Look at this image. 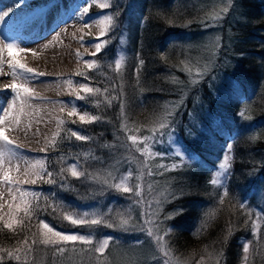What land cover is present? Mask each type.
Masks as SVG:
<instances>
[{
  "label": "trees",
  "instance_id": "trees-1",
  "mask_svg": "<svg viewBox=\"0 0 264 264\" xmlns=\"http://www.w3.org/2000/svg\"><path fill=\"white\" fill-rule=\"evenodd\" d=\"M226 6L231 10L232 17L238 21L229 36L230 43H224L222 46H228L230 54L219 56L217 63L210 67L213 70L206 77L195 85L190 84L186 71L177 68L184 65L185 61L170 54L166 58L167 53L173 50L170 44L184 38L188 40L190 36L192 40V33L202 31L204 25L211 23L218 16L220 8ZM110 10L120 11L121 14L109 33L110 37L116 38V47L110 48V51L116 59L121 56L122 51L127 53L124 59L127 62V72L112 68L113 71L107 74L103 69L105 77L101 88L109 90L113 100L124 94L129 102L124 107L125 110L122 109L123 112L120 111L119 105L117 107L107 102L98 105L101 112L107 113L105 120L108 113L120 115V118L114 125L113 132L105 140L100 139L101 134H94V146L98 147L102 143L103 148L95 151L90 159L82 163L86 170L90 166L96 169V172L89 173L87 181L83 179L92 187L88 197L95 194L96 187H100L101 182L106 184V181L98 179L96 174H100V171L103 174L102 168L107 167L111 150L116 152L121 148L119 139L129 143L137 153L135 157L140 155L145 158L141 149L152 151L154 154L162 153L167 147L171 151L167 136L163 142L159 138L155 141L152 139V130H158V122L166 118L174 132L173 145H179L191 161L190 164L172 169V165L180 164L178 157L171 159L172 155L168 159V165L164 161L170 171L160 177V180L165 182L171 181L175 191V199L169 204L173 216L167 219L163 230L173 254L179 259L188 257L192 262H196L202 257L200 252L212 245L223 253L221 264H261L256 255L264 254V239L260 241V246L255 247L249 254L245 253L244 247L251 238L246 235L249 228L246 222L249 207H257L261 194L264 195V0H231L224 4L212 3V0H116ZM177 13L180 14L179 17ZM187 20H194L191 27H177V23L181 24ZM198 40L194 39L193 44ZM170 41L172 42L166 45ZM164 51H167L166 54ZM189 55L192 56V53ZM140 59L144 60V64L137 73ZM114 61L112 59L110 65L114 66ZM189 66L194 68L191 62L186 67ZM91 73L94 75V72ZM81 81L86 80L81 78ZM232 82L245 85L238 89V95L233 91H226L227 94L222 95V89ZM153 89H157L156 92ZM184 89L190 90L185 110L178 111L174 118H168L156 101L158 98L160 102L167 100L166 104L170 100L175 101ZM80 107L85 108V104L80 103ZM136 109L139 110L137 113ZM126 113L128 114L125 125L122 115ZM201 121L206 127L196 136L197 128H202ZM101 122L102 119L97 123V128L102 131L104 123ZM65 126V130H69L67 126L74 125L66 123ZM189 131L193 135H189ZM66 134L67 132L63 134L55 155L51 153L46 161V170L52 174L55 182L42 183L39 194L34 198L33 195L30 197V205L36 206L33 211L25 215L20 214V227L16 228L15 234L7 231L0 222V249L5 251L0 256L4 259L9 252L19 249L16 241H19L23 234H28L26 244H31V257L27 262H5L2 259L0 264L32 263L39 249L43 247L39 237V223L58 216L59 200L62 203L72 197V190H65V193H61L60 189V192L52 191L53 186H59L61 180H65L69 185L73 181L68 165L62 162L59 154L69 152L82 155L87 149H83L82 141L65 136ZM117 136L119 137L116 140ZM130 136L136 137L137 146H131ZM144 137H148L147 142ZM229 143L232 146L229 153L230 169L224 180L228 195L221 203L223 192L210 181L212 173L218 167L217 161L221 159ZM146 159L144 160L148 168L150 164ZM124 161L125 165H132L129 152L124 156ZM119 166H122L120 161L116 168ZM52 172H57L58 175L55 176ZM88 197L84 195L81 201L85 202ZM242 198L249 200V206L241 207ZM98 199L101 201L99 196ZM132 201L135 200L127 203ZM127 203L124 207H127ZM97 226L93 227L94 233L112 232ZM127 236L131 238L130 235ZM13 241L16 247H13ZM53 250L45 254L47 264L68 263L61 257L57 260V250ZM37 259L34 261L37 262ZM107 260L108 263L116 264L110 258ZM80 264L99 262L82 257ZM103 264H106V261Z\"/></svg>",
  "mask_w": 264,
  "mask_h": 264
},
{
  "label": "rangeland",
  "instance_id": "rangeland-1",
  "mask_svg": "<svg viewBox=\"0 0 264 264\" xmlns=\"http://www.w3.org/2000/svg\"><path fill=\"white\" fill-rule=\"evenodd\" d=\"M105 2L113 6L116 0H94L91 4H87V0H72L71 11L73 13H75L78 8L84 6L89 7V12L84 16L83 21L79 20L82 24L80 23V27L75 29L78 39L73 42L75 51L74 54H71V63L68 65L70 73L61 80L60 85L56 83L58 102H55L54 105L49 107L51 109V115L53 116L52 121L49 122L51 128L48 130L46 137L40 141V150L35 153L36 162L34 168L29 170L28 174H23L20 177V182H14L4 186L7 190H10L11 193L8 195V198H4L3 201L0 202V222L5 226L7 231L15 234L16 228L18 229L20 227L18 226L20 214H26L25 204L28 208L27 213L33 211L36 205H30V197L33 195L34 198L39 194L42 183H49L50 177L46 170L47 157L51 153H56L60 145L59 142H61L65 132H67L65 136L77 140L71 135V132L75 131L84 137H90V139L80 140L83 142V149H87V151H83L82 155H77L76 153L70 154L69 152H62L59 154L61 155L62 162L64 161L68 165L69 173L73 181L71 185H69L65 180H61L59 186H53L54 189L52 190L54 192H60L61 190V193H65V190H72V197L69 201H64L62 203H60L59 200L57 204L60 207L57 209V213H59L58 216L53 217L49 221L43 220V222H46L55 231L61 232L62 234H91L92 239L87 244L82 241H58L54 244H44L42 239L45 230L39 228L40 242L43 247L40 248L42 250L39 249V252L36 254L37 256L34 258V260L38 258L37 262L32 260L30 264H47V255L45 254L52 249H54L53 252L57 250V260H60L61 257L65 263L68 262L67 264H80L82 257H89L91 261H97L99 264H101V262L103 264L105 261L106 264H111L108 263L107 258L114 260L116 264H166V262L167 264H221L223 253L220 252L219 249H214L212 245L208 249L205 248V250L201 251L202 253L200 252L202 256L200 259L196 262H192L188 257L181 259L177 258L173 254L174 252H172L167 240H165L163 233L164 226L166 225L167 219L173 216V210L169 208V204H172L175 199V191L172 188L173 183H171V181L165 182V180H160V177L165 176L162 174L170 171L169 166L166 167L164 162L166 161V165H168V159L172 156L168 147H165L166 150L162 153L157 154L151 153L152 151L150 152L149 150L141 149L140 151L145 155V158L140 155L135 157L137 153L130 147L129 143L126 144L124 139L123 142L119 139L118 143L121 148L116 150V152L111 150L107 161V167L102 168L103 174H101V171L100 174L98 172L96 174L97 178L106 181V184L101 182L100 187H96L95 194H93L92 197H88L92 187L90 184L83 181V179L87 181L89 173L96 172V169L90 166V168L86 170V167H84L82 163L90 159L95 151L103 148L104 144L102 143H100L101 145L98 147L94 146L96 143L94 134H101L100 139H102V141L105 140V138L113 132V127L118 118H120V115L108 113V117L105 120L104 116L107 113L106 111L104 113L101 112V110L98 109V105L106 102L117 107L119 105L120 111L123 112L122 109H124L129 102L126 96L120 93L118 99L113 100V98L110 97L109 90H102L101 88L103 78L105 77L104 72L108 74L113 71L112 68L121 70V72H127V62L124 61L127 53L122 51L121 56L116 59L113 52L110 51V48L116 47V38L114 39L109 36L111 32L108 31L109 25L103 21L105 15L111 14L113 16L112 30L116 25V19L119 20L121 14L120 11L114 12L110 10V6L102 8L100 5ZM218 2L224 4V2H231V0H212V3ZM204 8L205 6L203 9ZM224 8L225 7L220 8L218 12V16L221 18L218 20L214 19L211 23L204 25L202 27L203 30L199 31L197 34L192 33V40L190 36L188 40L184 38L182 41L171 43L174 41L172 40L166 44L169 45L171 43L170 47H173V50L167 53L166 58H168L170 54L186 62V64L184 62V65L178 66L177 68L186 71L190 84H193L191 82L193 79H197L199 82L206 77L213 70L210 67L217 63L219 56H223L224 53L227 56L230 54L229 47L222 48V46L224 43L226 45L230 43L229 36L232 34V28L236 26L238 21L232 17L229 7H227L228 10L226 12L222 11ZM181 12H183V10H181ZM179 16L180 14L177 13V17ZM84 21L89 22L85 28L82 27V25H86ZM193 22L194 20L182 21L181 24L177 23V27H191ZM96 38L107 41V46L105 47L102 45V50L99 53H96V49L93 46L96 42ZM194 39L199 40L193 44ZM166 52L167 51H164L165 54ZM94 53L96 54L93 55ZM190 53H192L193 57L189 55ZM112 59L115 60L113 62L114 66L110 65ZM91 61H95V65L89 67L88 65ZM190 62L194 65V68L192 66L186 67ZM103 69L104 72H102ZM198 70L205 71L206 74L203 78H198L195 75ZM91 72H94V75ZM81 78L86 81H81ZM69 80L72 81L71 84L67 83ZM244 85L245 84L239 82H232L229 86H225V89H222V95L227 94L226 91H233L238 95L240 92L238 89ZM86 88H91L93 91L87 92L85 91ZM96 89H99V91H95ZM153 90L156 92L157 89ZM186 90L187 89L181 90V92H183L181 96L175 101L170 100L167 104L165 103L167 100H162L160 102L158 98L156 101L168 118H174L178 111L185 110L184 107L185 105L187 106L186 101L188 100L190 91ZM13 97L16 100L23 97L30 99L27 94H16ZM82 102L85 104V108L80 107V103ZM116 102H118V104ZM53 106H55V108ZM73 106L76 108L75 112H73ZM154 106L156 107L158 105ZM138 111L139 110L136 109L135 112L137 113ZM206 111L208 112V110ZM85 114H87L86 120H80V115ZM127 114L128 113L122 115L125 125L127 123ZM91 117H98V119L92 121L90 119ZM101 119L104 123V129L102 131L97 128V123ZM66 123L74 126H67V128L70 129L65 130ZM200 125L202 128H197L196 136L206 127L203 121L200 122ZM138 129L137 127V130ZM118 137L119 136L116 137V140ZM132 145L137 146V144L131 143V146ZM174 146L181 148L177 144H174ZM106 147L107 145L104 149H106ZM127 152L130 153L132 165L124 164V156L127 155ZM165 153H167V155H163ZM223 156L217 161V164L222 161ZM174 158L175 156H172L171 159ZM144 159L150 164L148 168H146ZM119 161L122 163V166L116 168ZM72 165H78L77 171L83 173V175L72 176L70 171ZM112 167L115 169L110 170ZM216 170L212 173V178ZM52 173L55 176L58 175L57 172ZM121 177L126 178L123 181L124 187H117V185L121 183ZM51 179H53L52 175ZM30 181L35 182L33 183ZM214 186L224 192V187L221 189L220 186ZM125 188H129L130 190L125 191ZM21 191L28 193L23 200L21 199ZM84 195L88 197L85 202L81 201ZM98 196L101 198V201L98 199ZM131 200L135 201L127 203V201ZM125 203H127V207H124ZM242 203L244 206H249L248 199L242 198ZM249 208V217L246 220L249 228L246 235L251 237L250 240L252 242L249 240L246 243L248 247L247 254L254 251L255 247H259L260 241L264 239V233H262L264 231L263 193L261 194L260 204L257 207L253 205ZM85 213L90 214V216L91 214H95L92 218L102 219L105 222L89 226L87 223L73 224L69 219L65 218L69 215L73 217L77 215L83 217ZM9 223L12 225L11 228L7 227ZM108 224H112V227H108ZM96 225H98L97 228L102 227V229L112 232L105 231L101 234L94 233L93 227ZM202 229L203 228H201L200 231H202ZM149 231H151L153 235H149ZM127 235H130L131 238ZM27 236L29 235L23 234L21 236L22 238L16 241V244L21 250L17 248L12 252L13 256H20V260L23 262H27L31 257V251H29V245L31 246V244H26V240L28 239ZM157 237H159V243L157 242ZM106 238L111 239L103 251H93L97 242ZM16 244L14 243L13 247H16ZM4 252L3 249H0V254ZM158 257L160 260H154ZM256 259L261 260V264H264V254L256 255ZM3 260L8 262L11 260L15 261L16 259L10 258L9 255L6 254Z\"/></svg>",
  "mask_w": 264,
  "mask_h": 264
},
{
  "label": "bare ground",
  "instance_id": "bare-ground-1",
  "mask_svg": "<svg viewBox=\"0 0 264 264\" xmlns=\"http://www.w3.org/2000/svg\"><path fill=\"white\" fill-rule=\"evenodd\" d=\"M71 3L72 0H0L4 10L12 8L0 23V107L7 101L4 103L7 115L0 112V119L4 120L0 131L5 138L0 140V148H5L7 142L4 160L0 161V202L11 193L4 186L20 182V177L34 168L40 141L51 128L53 116L49 107L58 102L57 84L70 73L73 42L78 39L75 29L81 23L71 11ZM6 43L16 46L14 58L3 47ZM20 64L37 75L25 80ZM13 85L28 88L30 99L16 100ZM9 151L16 156L10 157ZM5 172L10 182L3 181Z\"/></svg>",
  "mask_w": 264,
  "mask_h": 264
},
{
  "label": "snow or ice",
  "instance_id": "snow-or-ice-1",
  "mask_svg": "<svg viewBox=\"0 0 264 264\" xmlns=\"http://www.w3.org/2000/svg\"><path fill=\"white\" fill-rule=\"evenodd\" d=\"M94 0H87V4H91L93 3ZM102 8L103 7H108L110 6V4L108 2L102 3L100 5ZM228 9L227 7H225L222 11L226 12ZM12 11V8L7 7V10H4L3 7H0V23L4 22V19L6 16H8L10 14V12ZM89 12V7L84 6L82 8H78L77 11L74 13V15L77 16L78 20L83 21L84 16ZM78 13V15H77ZM221 17L217 16L215 19H220ZM103 21L106 22L109 27H108V31H111V27H112V21H113V16L111 14L109 15H105L103 17ZM84 23L86 24V26L88 25L89 22L84 21ZM103 32V29H102ZM83 42V41H81ZM218 43V40H217ZM102 45H104L105 47L107 46V41H102L99 38H96V42L94 43V47L96 49V53H99L102 50ZM3 47L8 49V54L9 56H12L14 58V48L16 47L13 43H6L3 45ZM96 53H94L93 55H95ZM144 64V60L140 59L139 60V64L137 67V73L139 72V69L143 66ZM95 65V61H91L89 63V67H92ZM20 69H24V76L23 78L25 80H31L33 76L37 75L36 73L33 72L32 69H25L24 65L20 64L19 65ZM205 71H197L195 73V75L198 78H203V76L205 75ZM13 75H16V70L15 67H13ZM138 79V76H137ZM193 84L197 83L198 80L197 79H193L191 81ZM67 83L71 84L72 81H68ZM83 87V86H81ZM19 91H23L25 94H29V89L26 87H23L22 85L18 88L16 85H13V89H12V95L15 96ZM85 91L87 92H92L93 89L91 88H86ZM95 91H99V89H96ZM4 103H7V101H5ZM4 103L3 106L0 107V112H4L5 115H7L5 108H4ZM76 111L75 106H73V112ZM80 120L84 121L87 118V114L85 115H80ZM92 121L98 119V117H91L90 118ZM4 120L0 119V123H3ZM154 132V135L152 136L153 141L157 140V138H159V140L161 142H163L164 137L167 136L168 138V143L169 146L171 148V153L173 156L178 157L180 159V164H174L171 166L172 169H176L179 167H182L184 164L188 163L190 164L191 161L189 160V158L186 156V154L183 152V150L179 147H176L173 145V139H174V132L171 129L170 124L168 123L167 119H162L158 122V130L157 129H153L152 130ZM189 135H193V133L191 131L188 132ZM71 135L74 136L77 140H84V139H90V137H84L80 134H78L75 131L71 132ZM129 139L132 141L133 144L137 143V139L135 136H130ZM0 140H5L4 135H3V131H0ZM145 142H147L148 137H144ZM6 145L7 142L5 141V148H0V161L4 160V153L6 150ZM231 144L229 143L226 146V151L224 153L223 159L222 161L218 164L217 170L213 176V178L211 179V184L212 185H217L220 187H224V180L227 178V175L229 174V169H230V155L229 153L231 152ZM8 155L10 157H14L16 156V153L9 151ZM163 155H167V153L163 154ZM78 165H72L71 166V174L72 176H79V175H83V173H80L77 171ZM51 173H48V176L50 177L49 182L53 183L55 182L53 179H51ZM130 175V174H129ZM124 177H121V183L119 185H117V187H124L123 181H124ZM3 181L5 182H10V178L8 176V174L5 172L3 174ZM30 182H35V181H30ZM125 191L130 190L129 188H125ZM28 195L27 192L21 191V199L23 200L24 197H26ZM228 195V191L227 188L224 187V192H223V196L221 197V203H223V199L224 197H226ZM241 207H244L243 203H241ZM28 212V208L27 205L25 204V213L27 214ZM95 214H88L85 213L83 217H80L79 215L73 217L71 215L66 216V219H69L71 221V223L73 224H78V223H87L89 224V226L91 225H95V224H100V223H104L105 221H103L102 219H96V218H92L94 217ZM108 227H112V224H108ZM7 227L11 228L12 225L9 223L7 224ZM255 227V226H254ZM38 228L44 229L45 231L43 232V239L42 242L44 244H54L58 241H82L85 244L89 243L92 239L91 234L89 235H82V234H62L61 232L55 231L49 224H47L46 222L41 221L38 225ZM149 235H153V233L151 231H149ZM111 238H106L102 241H98L97 245L93 248V251L95 252H102L103 249L109 244ZM157 242L159 243V237H157ZM245 253L248 252V247L247 245H245V249H244ZM10 258H14L16 260H20V256H13V254L11 252L8 253ZM3 257L0 256V260H2ZM167 264V262H166Z\"/></svg>",
  "mask_w": 264,
  "mask_h": 264
}]
</instances>
